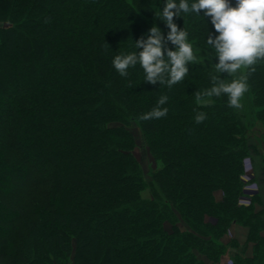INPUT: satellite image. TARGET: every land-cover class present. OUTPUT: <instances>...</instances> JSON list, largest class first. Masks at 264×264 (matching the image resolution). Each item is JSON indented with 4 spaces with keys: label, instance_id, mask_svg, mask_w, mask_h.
<instances>
[{
    "label": "trees",
    "instance_id": "1",
    "mask_svg": "<svg viewBox=\"0 0 264 264\" xmlns=\"http://www.w3.org/2000/svg\"><path fill=\"white\" fill-rule=\"evenodd\" d=\"M151 6L0 0V264H220L234 224L248 228L252 255L231 264H264V209L257 196L238 204L245 159L263 156L264 179V60L241 107L226 95L198 103L214 50L206 18L183 14L174 20L201 57L185 78L152 84L139 65L121 76L115 55L153 23L166 36ZM165 94L167 114L142 119ZM132 126L154 164L149 179Z\"/></svg>",
    "mask_w": 264,
    "mask_h": 264
},
{
    "label": "clouds",
    "instance_id": "2",
    "mask_svg": "<svg viewBox=\"0 0 264 264\" xmlns=\"http://www.w3.org/2000/svg\"><path fill=\"white\" fill-rule=\"evenodd\" d=\"M138 3V0H137ZM163 3L162 9L158 6ZM152 7V6H151ZM154 16L164 23L165 33L153 23L146 33L133 40V50L113 57V66L121 76H128L129 69L139 65L144 79L152 84L171 87L182 81L193 62H199L198 49L190 39L188 28L179 26L174 18L183 14L203 16L207 21V45L214 50L211 63L212 86L196 93L202 105L212 103L213 97L226 95L230 106L241 107V98L248 91V74L254 65L264 60V0H156ZM210 21L213 30H209ZM165 40L173 47H167ZM212 57L209 59L211 61ZM221 73L227 76L221 78ZM169 97L161 95L157 106L143 113L142 119L160 118L167 114L165 105ZM206 118L205 113L195 116L197 122Z\"/></svg>",
    "mask_w": 264,
    "mask_h": 264
},
{
    "label": "rangeland",
    "instance_id": "3",
    "mask_svg": "<svg viewBox=\"0 0 264 264\" xmlns=\"http://www.w3.org/2000/svg\"><path fill=\"white\" fill-rule=\"evenodd\" d=\"M131 132L134 135L136 146L134 149V155L136 159L138 160L140 167L142 169L143 175L145 179L150 178V173L154 170V164L151 159V157L148 154L147 148L144 144V141L142 139L141 133L136 127H131L130 128ZM259 138H256V142L260 146V150L262 153H264V136L262 132L259 133ZM255 141V140H254ZM262 157L263 156H251V158H247L244 160V172L242 175V181L244 182V187L242 190V195L241 197H244L242 200V203H249L252 204L254 203L253 200L257 196L259 198V201L255 202V206L259 209H264V179L260 176V167L263 165L262 162ZM252 189L255 191L254 195L252 197H249L250 194L252 193L249 191L250 186ZM248 188L247 193H244V188ZM218 194V193H217ZM144 196H148V189H145L143 191ZM242 206V205H240ZM232 263V260H229ZM229 261H227V264H230Z\"/></svg>",
    "mask_w": 264,
    "mask_h": 264
},
{
    "label": "crops",
    "instance_id": "4",
    "mask_svg": "<svg viewBox=\"0 0 264 264\" xmlns=\"http://www.w3.org/2000/svg\"><path fill=\"white\" fill-rule=\"evenodd\" d=\"M252 193L250 194L249 197H252L255 193V191L252 189L251 185L249 186ZM248 188H244V193H247ZM219 193L216 194V197L219 198ZM244 197L239 198L238 204L242 206H249V203L245 204L242 203V199ZM262 209V208H261ZM255 206V210L259 211L261 210ZM247 236H248V228L241 226L239 224H234L232 225L228 233L222 237V242L226 245L227 251L225 255L222 257L220 264H227V261L233 260L235 257H240V258H247L252 255V243L247 242Z\"/></svg>",
    "mask_w": 264,
    "mask_h": 264
},
{
    "label": "water",
    "instance_id": "5",
    "mask_svg": "<svg viewBox=\"0 0 264 264\" xmlns=\"http://www.w3.org/2000/svg\"><path fill=\"white\" fill-rule=\"evenodd\" d=\"M7 25L5 24L4 27H6Z\"/></svg>",
    "mask_w": 264,
    "mask_h": 264
},
{
    "label": "built area",
    "instance_id": "6",
    "mask_svg": "<svg viewBox=\"0 0 264 264\" xmlns=\"http://www.w3.org/2000/svg\"><path fill=\"white\" fill-rule=\"evenodd\" d=\"M229 263L231 264V262L229 261Z\"/></svg>",
    "mask_w": 264,
    "mask_h": 264
}]
</instances>
